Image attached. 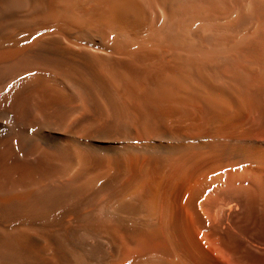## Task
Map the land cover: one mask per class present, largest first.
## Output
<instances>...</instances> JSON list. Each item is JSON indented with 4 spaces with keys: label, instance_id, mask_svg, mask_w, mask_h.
I'll use <instances>...</instances> for the list:
<instances>
[{
    "label": "bare ground",
    "instance_id": "obj_1",
    "mask_svg": "<svg viewBox=\"0 0 264 264\" xmlns=\"http://www.w3.org/2000/svg\"><path fill=\"white\" fill-rule=\"evenodd\" d=\"M3 102L12 264H264V0H0Z\"/></svg>",
    "mask_w": 264,
    "mask_h": 264
},
{
    "label": "rangeland",
    "instance_id": "obj_2",
    "mask_svg": "<svg viewBox=\"0 0 264 264\" xmlns=\"http://www.w3.org/2000/svg\"><path fill=\"white\" fill-rule=\"evenodd\" d=\"M25 96V92H22L17 99L24 100ZM0 104L3 105L4 102ZM7 107L12 108V98ZM3 120H5L7 127H0V190H7L12 188V173L16 166L23 161L24 142L20 134L12 132V118H4ZM1 216L3 215L0 212ZM0 261L12 264V243L9 244L8 248L7 246L1 248Z\"/></svg>",
    "mask_w": 264,
    "mask_h": 264
}]
</instances>
